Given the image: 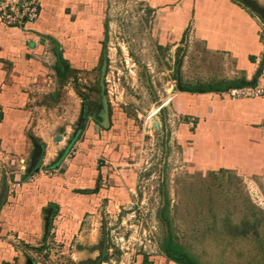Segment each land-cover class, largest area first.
<instances>
[{"label":"rangeland","instance_id":"rangeland-1","mask_svg":"<svg viewBox=\"0 0 264 264\" xmlns=\"http://www.w3.org/2000/svg\"><path fill=\"white\" fill-rule=\"evenodd\" d=\"M105 2L110 21L104 52L106 70L72 72L63 81L60 76L59 96L52 109L56 117L45 127L61 135H71L63 142L68 150L47 147L45 143L41 155L48 162L62 158L59 171L65 170L78 153V148L70 144L75 143L74 137L85 125L84 117L99 111V104L93 108L96 101H108L114 121L100 139L102 149L95 155L99 164L120 170L113 185L124 188L127 202L124 208L122 205L116 212H109L102 231L99 221L95 220L97 225H92L93 239H102L101 257L108 264H131L141 255L158 260L169 258L162 246L167 226L157 217L165 186L174 241L194 252L201 264H264V144L260 143L264 132L260 138L243 132L230 119L215 117L219 112L228 114L235 108L229 104L238 99L230 98L227 91L238 86L219 91L223 98L233 100L220 101L219 112L209 113L204 104V110L195 112L202 101H186L179 106L173 98L176 92H184L183 89L166 90L169 78L163 74L166 72L163 64L169 66L164 59L168 51L159 48L160 56L152 55L153 30L165 33L153 26L157 8H171L159 14V18L169 20L165 29L169 34H178L185 18L190 21L184 34H195L200 15L205 36L215 35L221 41L228 36L232 38L245 33L250 20L257 22L264 40V0ZM234 5L248 16L233 9ZM213 57L206 56L204 60L213 58L219 70L216 77L227 80L230 52L221 49ZM189 61L196 64L193 55ZM202 77L207 75H201L195 85L209 84L211 79ZM240 78L243 76L235 79ZM258 83L264 84V80L253 78L240 86ZM162 104L166 105L157 112ZM242 134L251 139L246 140ZM245 141L252 147H246ZM43 173L49 178L55 176L50 171ZM4 204L6 201L1 209ZM50 247L54 249L51 250L53 259L69 260V249L62 240L55 238ZM95 250L98 258L90 264L100 258L101 251Z\"/></svg>","mask_w":264,"mask_h":264},{"label":"crops","instance_id":"crops-1","mask_svg":"<svg viewBox=\"0 0 264 264\" xmlns=\"http://www.w3.org/2000/svg\"><path fill=\"white\" fill-rule=\"evenodd\" d=\"M37 1L40 17L28 24L27 30L0 22V194L5 187L7 191L6 204L0 209V264H90L98 258L95 249L101 251L100 257L103 249L102 239H93L95 228L92 225H97L94 221H99L102 231L109 212H116L122 205L124 208L127 202L124 188L113 185L120 170L99 164L95 155L102 149L100 139L105 137L104 132L114 121L108 101H96L93 108L99 104V111L94 110L93 114L84 117L85 125L74 137L75 143L70 144L78 148V153L65 170L59 171L62 158L48 162L41 155L45 143L47 147L66 150L63 142L71 136L45 127L56 117L52 109L59 96L60 76L63 81L72 72L86 74L106 70L105 41L110 33L108 7L105 0ZM169 9L157 8L153 19V26L165 31L164 34L156 33L153 28L155 49L152 55L159 57V48L168 51L164 59L169 66L163 64L166 71L163 74L169 78L166 90L195 85L194 82L204 74L211 79L207 85L234 81L241 75L246 82L253 78L264 80V40L256 21L248 20L250 25L245 33L221 41L215 35L203 34L199 15L195 34H184L190 21L185 18L182 30L173 35L165 30L169 20L159 18L160 11ZM233 9L248 16L238 6L234 5ZM221 49L230 52L231 65L225 81L216 77L218 64L213 60ZM192 55L196 60L194 65L193 60L188 62ZM206 56L213 58L206 62ZM173 101H178L179 106L186 101H202L200 107H195V112L204 110V104L206 111L214 113L219 112L220 101L233 100L223 98L220 92L178 91ZM230 103L235 108L228 114L219 112L215 117L230 119L243 132L261 138L264 99H238ZM106 115L109 127L104 126ZM254 124L260 126H250ZM242 135H246V140L251 139L247 134ZM58 136H61L60 140ZM263 141L260 139V143L264 144ZM244 144L252 147L247 141ZM44 171L55 176L49 178ZM55 238L62 240L69 249V260L53 259L50 245ZM160 261L178 264L170 258L158 260L142 255L131 264H158ZM102 264L108 263L103 260Z\"/></svg>","mask_w":264,"mask_h":264},{"label":"built area","instance_id":"built-area-1","mask_svg":"<svg viewBox=\"0 0 264 264\" xmlns=\"http://www.w3.org/2000/svg\"><path fill=\"white\" fill-rule=\"evenodd\" d=\"M39 17L40 7L37 0H0V20L8 27L27 30V25L34 23ZM227 94L232 99L264 98V84L258 83L254 86L233 87L228 89ZM165 105L162 104L157 112L164 108Z\"/></svg>","mask_w":264,"mask_h":264},{"label":"trees","instance_id":"trees-1","mask_svg":"<svg viewBox=\"0 0 264 264\" xmlns=\"http://www.w3.org/2000/svg\"><path fill=\"white\" fill-rule=\"evenodd\" d=\"M246 83L245 78L236 79L234 81L229 82H220L218 84H210V85H183V90L187 92H219L222 90L227 89L229 86H240L242 84ZM162 196H163V202L161 206H159L157 211V217L160 222L165 224L167 226L166 231H164L163 236V249L164 252L167 254V256L175 261L178 264H201L199 260L196 258V255L194 252L185 249L183 245L180 243H177L174 241V233L171 228V217H170V211H169V197L168 192L164 187H162ZM165 230V229H164ZM255 258V256H253Z\"/></svg>","mask_w":264,"mask_h":264},{"label":"water","instance_id":"water-1","mask_svg":"<svg viewBox=\"0 0 264 264\" xmlns=\"http://www.w3.org/2000/svg\"><path fill=\"white\" fill-rule=\"evenodd\" d=\"M104 126L109 127V117L107 115L105 116ZM57 139L60 140L61 136H58ZM6 192L7 191L5 187V189L3 190V193L0 194V209H1V205H3V203H5L6 201V198H7ZM102 261H103V257H100L99 259H97L95 264H102Z\"/></svg>","mask_w":264,"mask_h":264}]
</instances>
